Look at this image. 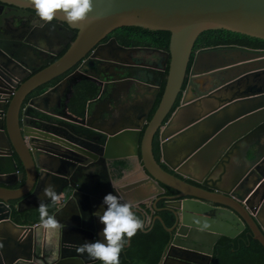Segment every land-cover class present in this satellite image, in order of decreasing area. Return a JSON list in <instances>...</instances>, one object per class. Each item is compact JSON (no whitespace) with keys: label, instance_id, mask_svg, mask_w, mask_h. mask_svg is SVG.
<instances>
[{"label":"water","instance_id":"95a60500","mask_svg":"<svg viewBox=\"0 0 264 264\" xmlns=\"http://www.w3.org/2000/svg\"><path fill=\"white\" fill-rule=\"evenodd\" d=\"M0 2L34 10L31 0ZM89 17L90 20L69 24L58 14L53 20L62 28L66 24L78 31L68 50L57 60L49 57L44 68L20 81L17 88L5 90L0 81V264L97 262L88 259L86 254L77 253L76 248L86 240L100 238V221L96 213H102L104 196L96 198L94 190L99 187L102 191L96 167L98 155L104 160V180L110 179L107 167L112 161L140 157L145 179L125 189L123 197L118 196L121 202H132L133 211L142 215V230L147 228L150 212L166 210L174 216V226L167 228L172 233V240L160 264H211L217 242L223 236L235 238L247 226L254 239L264 247V51L246 47L197 51L181 106L162 129V161L156 159L153 150L155 135L182 92L200 35L205 31L225 30L264 40V0H92ZM130 26L170 33L166 85L149 122L147 119L160 93V85L150 109L141 117L142 126L126 125L105 133L102 141L91 139L87 135L91 130L75 124L76 117L73 116L74 121H71L69 117L56 116L53 100L59 94H62L59 105L69 100L73 89L69 77L32 98L22 110L26 98L34 90L77 64L81 63L76 73L86 74V67L103 63L105 57L86 55L115 29ZM2 59L17 68L33 69L19 57H0L1 74L14 75ZM163 66L165 70L167 63ZM204 77L211 81L214 78L216 86L202 91V86L194 80ZM83 78L101 86L102 80L97 76L86 74ZM63 107L67 109L66 104ZM71 126L76 130L80 127L83 135ZM54 127L74 131L76 137H55ZM174 128L177 130L170 134V129ZM183 139L190 145L195 141L180 160L184 163L183 168L190 165L188 171L194 167L192 171L200 174L199 187L185 180L193 178L192 171L182 173L177 169L176 172L184 177L181 179L162 166L170 165L165 154L166 145ZM118 143L122 149L131 145L133 150L117 155ZM104 147L109 151L107 156L98 154V149ZM250 152L254 154L251 156ZM14 154L21 161L23 171ZM42 156H46L44 164L41 163ZM235 159L240 164L239 170L228 174L225 162L230 165ZM39 170H45L44 175L50 177L57 192L56 208L51 216L59 229L57 237L51 232H39V228L45 227L44 223L19 226L14 221L15 210L22 213L21 203L36 194L43 174ZM19 183L23 185L15 188ZM164 187L177 194L156 199L164 194ZM110 192L117 195V189L111 185L107 193ZM82 195L102 209L89 210L96 225L85 226L82 214L78 215L81 221L78 225L65 224L62 220L57 222L60 214L68 211L66 206L78 202ZM162 200H167L166 209L158 208V202ZM147 203H151L152 210L148 211ZM156 220L162 221V218L158 216ZM9 227L17 230V234H11ZM63 228L65 232L73 229L67 232L76 234V238L68 239L65 232L62 233ZM49 243L53 247L48 248Z\"/></svg>","mask_w":264,"mask_h":264},{"label":"flooded vegetation","instance_id":"af4514ba","mask_svg":"<svg viewBox=\"0 0 264 264\" xmlns=\"http://www.w3.org/2000/svg\"><path fill=\"white\" fill-rule=\"evenodd\" d=\"M34 16V10L19 9L18 7H15L13 5L0 2V57H19L29 67L33 68H17L14 64H12V62L2 59L4 63H6L9 67V70L14 74L13 76H10L8 72H4V74L0 73V81L3 89L5 90H8L9 88H17L20 81L34 75L35 72L38 71V69L44 68V65L49 57H54V60L60 58L76 39V35L78 33L77 30L69 28L66 24H64L66 29L62 28L59 22L55 20L47 22L46 26L43 28L34 26ZM169 44L170 37L166 34V31H156L134 26L115 29L110 34H108L106 38H104L100 43H98L90 53L86 55V57H105V60H103L104 62L100 63L98 66L91 65L85 68V73L87 75L97 76L102 81L101 86H99V93L95 97L88 100L84 115L72 113L69 107L72 101L71 99L76 94L78 87L84 81H91L83 78L86 74L76 73L81 63L77 64L74 68L56 78H61L56 84L48 86V84L53 81L52 80L34 90L26 98L22 110L32 98L44 94L46 91L55 87L64 79L69 77V81L73 85L72 92L69 94V100H67V102L65 101V103L62 101V105H59L58 100H62V94H59V96L56 98L57 100H53L55 102L54 109L56 110V116H66L69 117L71 121H74L73 116L76 117L77 119H75L76 122L74 123L77 125L82 124L83 127H88L91 132L86 134L91 139H94L96 141H102L105 133L121 129L126 125L142 126L143 118L141 117L150 109V105L152 103V100L155 99L157 88L159 85L161 93L162 82L167 76L170 60L168 59L166 53H169ZM217 47L231 48L246 46L238 45L237 43H224L214 47L201 48L197 51ZM253 50L264 51L263 49ZM4 52L9 53L10 55H6ZM113 61L116 62L112 64ZM164 63H167L165 70L163 66ZM115 82L118 83L116 84V86L112 84ZM188 83L189 73H187L182 92L180 93L172 112L166 118L161 128L155 135L153 150L155 156L158 158V161H162V129L166 128V125L171 120L176 109L181 106L183 93L186 90ZM194 83L198 84L200 87L202 86V91L206 88L211 89L217 84L214 78L213 81H211V79L208 77L196 79L194 80ZM194 94L197 95L195 91ZM159 95L157 96V98L159 97ZM178 102L179 104L176 106ZM63 104H66L67 109L63 107ZM155 105L148 116L147 122L152 119L155 113ZM71 127L75 129L73 126ZM145 127L146 123L143 126L142 132L144 131ZM54 130L55 137H76L74 131L70 132L58 127H54ZM78 130L83 135L80 127H78L76 131ZM176 130L177 128L170 129L169 132L170 134H172ZM155 141H158L159 143L158 145L160 148V154H158V152H156L155 150ZM186 141L187 140L183 139L178 141H171L170 143H168L165 147V154L167 156V159L170 161V165L162 164L165 170L181 179H184V177L176 172L177 169H179L182 173L191 172L188 171L190 165L183 168L184 163L181 162L180 158L186 155V151H188L189 148H192L195 145V141L192 142L191 145L190 143L187 144ZM117 145L119 149H117V152H115L117 155L128 153L129 151L133 150L131 145L124 149H122L123 147L119 143ZM99 153H102L103 156L109 155V151L106 149V147L98 149V154ZM133 159L140 160V157H135ZM102 160L103 157L101 155H98L96 160L98 165L96 167L100 173L98 179H100L99 183L101 186L103 185L102 181L106 178L104 174V160ZM131 160L132 159H130V161ZM117 161L121 160H116L114 162L112 161L107 168L113 169L115 171V165ZM225 164L227 166L229 165L228 162H225ZM176 166L177 168L174 169ZM196 172L194 173L196 174ZM199 179L200 176L193 175V178L187 177V179L185 180L186 182L199 187L201 186V184L199 183ZM167 188L168 187H164V194H162L161 196L159 195L158 197H156V199L159 197H172L177 194L176 191L174 193L172 191H169ZM51 199H55L54 195L52 198V194L46 196V198H44V195L43 197L42 195H37V197L35 198L22 202L21 206L19 207L23 210L22 213L27 214V212L29 211L39 210V208L37 207L41 202L45 204L46 208H49L52 205L55 206L54 201L50 202ZM17 202H14V205H17ZM89 202L90 200L82 195L78 198V202L73 203V207H70V209H68L71 211V213L73 212L71 214L72 219H80V217L78 218V215L82 214V218L83 220H85L84 223H90V226H95L96 224L94 218L91 217L90 220L89 210H93V208L96 211L102 209L98 205H91V203ZM161 202L163 203V205H165L167 200L159 201L158 204H160ZM30 207L33 209H30ZM160 209H166V207L163 206ZM155 212H150V215L146 219L147 227H149L151 223L154 222V219L156 217L159 216L160 218H162L161 215H156ZM161 212H167L171 214L175 223L174 216L171 212H168L166 210L160 211V213ZM74 213L76 215H74ZM174 223L170 228L174 226ZM98 224V226H100L101 232L103 225L99 222ZM51 247L53 246L49 243L48 248Z\"/></svg>","mask_w":264,"mask_h":264},{"label":"trees","instance_id":"16d2710c","mask_svg":"<svg viewBox=\"0 0 264 264\" xmlns=\"http://www.w3.org/2000/svg\"><path fill=\"white\" fill-rule=\"evenodd\" d=\"M170 37V33L166 32ZM224 43H237L238 45L246 46L252 49H263L264 40L252 38L246 35L233 33L225 30H210L205 31L198 38L191 62L189 64L188 73L190 71L192 61L194 59L195 52L198 49L206 47H214ZM168 74V71H167ZM167 78V76H166ZM166 78L162 82L161 93L157 98L154 112L159 106L161 101L165 85ZM59 79L53 80L48 84L52 86L58 82ZM47 86V87H48ZM99 85L92 81H84L77 89L76 94L71 99L70 110L72 113L78 115H84L87 102L91 98L95 97L100 89ZM179 102L176 104V106ZM153 112V113H154ZM152 116V115H151ZM158 141H155V150L160 154V148ZM14 157L18 163L19 169L23 171V166L18 156L14 154ZM158 160V158L156 157ZM132 162L130 160H121L116 162L115 178L120 180L124 176V172L132 168ZM164 168V166H163ZM23 183H19L15 188L21 187ZM166 188V187H165ZM172 191L170 188H167ZM164 205L161 202L158 204V208H162ZM56 206L52 205L47 207V216L41 217L39 210H33L26 213H21L15 210L13 216L16 222H28L37 224L43 222L48 217H51L55 211ZM156 215H161L162 221L156 220L151 223L145 230L138 229L135 235L129 240L125 247L121 250L119 256V264H160L165 252L172 240V234L167 230L170 228L174 220L171 214L167 212H155ZM137 218L143 223L142 215L135 213ZM93 264H100L99 261ZM211 264H264V247L263 245L254 239L253 233L247 226L246 229L235 238L223 236L215 245L214 254L212 256Z\"/></svg>","mask_w":264,"mask_h":264},{"label":"clouds","instance_id":"9594fccd","mask_svg":"<svg viewBox=\"0 0 264 264\" xmlns=\"http://www.w3.org/2000/svg\"><path fill=\"white\" fill-rule=\"evenodd\" d=\"M34 9V26L43 28L47 22L52 21L58 14L69 24H76L90 20L92 0H31ZM52 186H49L51 189ZM49 189H46L49 190ZM41 217L47 216L46 206L39 205ZM102 213H96L103 225L98 239L85 241L76 248L77 253L86 254L90 260L99 261L100 264H119L121 250L125 247L138 229L143 228L140 219L133 211L132 202H121L118 195L108 193L102 200ZM52 217L44 220V226L55 225ZM127 238V240L125 239ZM55 259V256L53 257Z\"/></svg>","mask_w":264,"mask_h":264},{"label":"crops","instance_id":"0c3cea01","mask_svg":"<svg viewBox=\"0 0 264 264\" xmlns=\"http://www.w3.org/2000/svg\"><path fill=\"white\" fill-rule=\"evenodd\" d=\"M250 154L252 156L254 154V152H250ZM44 158H46V156H42V160H41V163L42 164H44L46 162V160ZM131 161H133L132 162V164H133L132 165V168L130 170L125 171L124 172V177H122L120 180H116L114 170L113 169H109L108 175H109L110 179H107V180H103L102 181V183H103V185H102L103 186L102 187V191H99V187H98V190L97 191H96V188L94 189L95 190L96 198H101L102 196H105L106 194H108L107 192H108V188L110 187V185L117 189V192H115V193H117V195H119L120 197H123V195L126 193L125 192L126 191L125 189H127L128 187L134 186V185H138L139 182H141V181H143L145 179L144 171L141 168V165H142L141 160H139V159H132ZM239 165L240 164H239L238 160H236V159L235 160H232V162L230 163V165H228V170H229L228 171V174H231V172H233L235 170H239ZM192 169H194V168H192ZM192 169H190V171H192ZM39 171L41 172V170H39ZM42 171H44V172H41L43 174L40 177L39 184H38L39 186H38L37 191H36V194H35V196L33 198L37 197V195H42V197L44 195V198H46V196H49L51 194H52V198H53V195L56 197V193L57 192H56V190H54V187H53L54 186V183H52V181L50 180V177L49 176L44 175L46 173L45 170H42ZM192 173H193L194 176H196V175L200 176V174L198 172L195 174L192 171ZM109 180L112 181L111 184L109 183ZM216 182H218L217 179H216ZM96 184L98 185L99 183H96ZM49 186H52L51 189H49ZM90 188H93V186H90ZM46 189H49V190L46 191ZM139 189L140 188H138L137 190H139ZM127 191H129V190H127ZM30 199H32V198H30ZM52 201H54V200L51 199L50 202H52ZM89 203H91V205H95V203L92 200H90ZM70 207H73V206L71 204H69L68 206H66V209L68 211L61 213L60 216H59V219L60 220H58L57 222H59V221L62 220L63 223H65V224L66 223H69L71 225L81 224L80 219H76L75 220L73 218L74 219L73 220L71 218V214L73 212L71 213V211L69 210ZM37 208H39V207H37ZM146 208H148L149 209L148 211H150V209H151V203H147L146 204ZM30 209H33V208L30 207ZM91 211H93V210H91ZM74 215H76V214L74 213ZM91 217L92 216H90V219H91ZM82 221L84 223L85 220H82ZM16 223L19 226H26V225H32V224H34V222L33 223H31V222L28 223V222H25V221L16 222ZM40 223H44V221L43 222H40ZM40 223H37V225L40 224ZM84 225L85 226H87V225L90 226V223L89 224L88 223L87 224L84 223ZM8 230H10L11 234H14V233L17 234V232H18L13 227H9ZM58 230L59 229L57 228L56 225H52L48 229L45 228V227L39 228V232L41 234L42 233H45L47 231L48 233L51 232L52 235H53V233H54V235L56 234L55 235L56 237H57ZM71 230H73V229H70V230H67V231H71ZM67 231L65 232V230L63 228V232L62 233L65 232V234H66V236H67L68 239H75L76 238V234L71 233V232L68 234ZM53 243H56V239L55 238H53Z\"/></svg>","mask_w":264,"mask_h":264},{"label":"built area","instance_id":"2783aa9c","mask_svg":"<svg viewBox=\"0 0 264 264\" xmlns=\"http://www.w3.org/2000/svg\"><path fill=\"white\" fill-rule=\"evenodd\" d=\"M148 223V222H147Z\"/></svg>","mask_w":264,"mask_h":264},{"label":"rangeland","instance_id":"374dc122","mask_svg":"<svg viewBox=\"0 0 264 264\" xmlns=\"http://www.w3.org/2000/svg\"><path fill=\"white\" fill-rule=\"evenodd\" d=\"M152 208V207H151Z\"/></svg>","mask_w":264,"mask_h":264}]
</instances>
